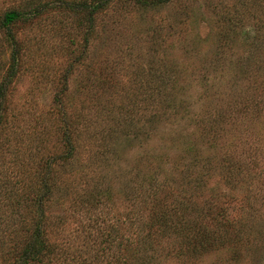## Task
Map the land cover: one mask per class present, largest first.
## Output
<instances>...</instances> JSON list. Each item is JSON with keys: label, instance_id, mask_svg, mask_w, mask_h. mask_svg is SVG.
I'll list each match as a JSON object with an SVG mask.
<instances>
[{"label": "trees", "instance_id": "obj_1", "mask_svg": "<svg viewBox=\"0 0 264 264\" xmlns=\"http://www.w3.org/2000/svg\"><path fill=\"white\" fill-rule=\"evenodd\" d=\"M174 1L26 0L21 9L5 10L0 34L10 45L11 56L0 83V131L9 127L5 101L24 53L14 35L15 25L50 11L79 18L81 26L87 23L88 30L68 68L71 74L75 66L84 68L91 42L93 46L100 39L97 18L114 3H129L140 18ZM239 7L240 11L217 19L214 63L209 64V57L204 60L210 69L197 84L201 92L195 101L196 83L143 91L149 94L144 104L158 102V107L142 120V140L153 134L163 145L173 117L165 114L166 109L180 115L177 122L198 110L189 119L196 140L185 136L180 142L173 137L165 152L144 149L135 162L125 163L121 154L126 133L119 135L111 128L110 136L96 132L82 136L87 130L81 128L88 129V121L83 118L86 123L81 124L69 116L63 102L67 89L60 91L54 101L60 108L58 128L64 152L38 160L39 171L32 168L28 173L27 169L29 183L0 177V264H204L209 258H215L216 264L221 259L225 264H254L261 247L259 260L264 258V0H242ZM248 20L252 35L244 38ZM177 25L179 42L186 45L183 21ZM196 44L190 42V53L197 54ZM100 63L105 66L103 71L110 68L105 56ZM102 74L101 70L92 74V122L115 111L116 88ZM180 76V80L185 77L178 73L175 81ZM125 96L130 97L127 92ZM115 122L121 126L120 120ZM89 139L92 147L87 145ZM2 147L3 143L0 151ZM37 158L29 159L35 162ZM66 166L68 171L75 168L83 182L68 202L55 176ZM59 192L56 204L65 202L67 213H82L86 220L82 246L74 251L61 237L64 218L51 214L52 200Z\"/></svg>", "mask_w": 264, "mask_h": 264}, {"label": "rangeland", "instance_id": "obj_2", "mask_svg": "<svg viewBox=\"0 0 264 264\" xmlns=\"http://www.w3.org/2000/svg\"><path fill=\"white\" fill-rule=\"evenodd\" d=\"M37 1L41 3L47 0ZM25 2L26 0H0V18L5 10L21 9ZM241 2L242 0H175L160 11L140 18L139 14L128 6L129 3H114L106 13L97 18L100 39L94 41L93 46L91 42L84 60V68L75 66L71 74H68V68L73 58L77 56L76 47L82 42L88 30L87 23L81 26L79 18L77 21L75 17L50 11L37 19L15 25L14 35L23 47L24 53L20 70L9 87L5 101L9 127L0 131V144L3 143L0 151V177L7 175L12 177V182H16L17 179L22 183H29L31 177L25 173L27 169L28 173L32 168L39 171L41 164H36L38 160L40 163L64 152L58 128L62 124L60 108L56 107L54 101L64 87L67 92L63 102L69 116L81 124L88 121L86 125L88 129L81 128L87 130L81 134L82 136L86 137V134L94 132L97 136H110L112 128L113 132L119 135L124 131L127 140L137 137L131 143L127 140L122 141L121 155L125 163L135 162L143 155L144 149L165 152L170 147L173 137H179L180 142L185 136L196 140L192 134L194 126L189 121L190 117L194 118V114L199 113L194 109L190 117L183 116L180 122H177L180 115L176 116V112L170 109L165 110V114L170 113L173 117L169 120L163 145L153 134L149 140H142L144 131L141 129L142 120L158 107V102L144 104L143 100L149 99V94L148 92L144 94L143 91L149 88L155 92L160 87L171 85L181 87L196 83L195 96L192 99L195 101L196 94L201 92L197 84L202 81L204 74L214 63L217 19L227 12L240 11ZM130 6L132 7L131 4ZM181 20L186 28L185 37L188 42L186 45L185 42L180 44L181 35L176 32V29H179L177 23ZM251 27V20H248L247 25H244V38L252 35ZM90 40L92 41V38ZM190 42H197V54L188 51ZM10 56L11 47L0 34V83L7 74ZM104 56L110 68L106 67L103 71L105 66L102 67L100 61ZM208 57L212 60L209 61L210 65L208 61H204ZM100 70L103 72L102 76L108 75V84L116 88L117 97L113 103L114 113L110 117L94 119L97 121L95 123L92 122L94 102L90 98L92 74H99ZM113 72L114 75L109 78ZM177 72L184 73L183 80H180L182 79L180 76L175 81L174 76L178 74ZM90 90L91 92L87 93ZM125 92L130 97H126ZM94 105L97 107L98 104ZM121 105L125 107L119 111ZM83 118L86 120H82ZM106 119L108 121H105ZM116 119L120 120L121 126L117 125ZM188 122L190 124L187 125ZM145 129L152 133L149 126H145ZM87 145L92 147V139H89ZM113 145L114 143H111L108 146L110 152L114 148ZM30 157L38 158L33 162ZM56 169L59 168L56 166ZM68 169L69 167L55 173L60 179L57 186L63 191L65 202L72 200L83 186L80 173L75 171V168L74 170L71 168L70 171ZM220 190L223 191L222 186ZM59 194L60 192L55 194L52 200L51 214L55 213L58 218H64L65 223L61 226L64 233L61 237L69 242L70 249L74 251L82 246L84 237L82 225L86 224V220L82 213L77 215L73 212L67 213L65 202L63 205L56 204L59 202L57 200ZM262 249L263 247L256 252L254 264H264V258L259 260ZM204 264H216V259L209 258ZM220 264H225L223 259Z\"/></svg>", "mask_w": 264, "mask_h": 264}]
</instances>
